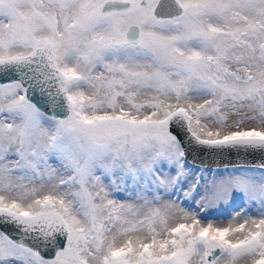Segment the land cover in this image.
Masks as SVG:
<instances>
[{
	"label": "snow or ice",
	"instance_id": "snow-or-ice-1",
	"mask_svg": "<svg viewBox=\"0 0 264 264\" xmlns=\"http://www.w3.org/2000/svg\"><path fill=\"white\" fill-rule=\"evenodd\" d=\"M0 264H264V0H0Z\"/></svg>",
	"mask_w": 264,
	"mask_h": 264
},
{
	"label": "water",
	"instance_id": "water-1",
	"mask_svg": "<svg viewBox=\"0 0 264 264\" xmlns=\"http://www.w3.org/2000/svg\"><path fill=\"white\" fill-rule=\"evenodd\" d=\"M213 167H215V165H213Z\"/></svg>",
	"mask_w": 264,
	"mask_h": 264
}]
</instances>
